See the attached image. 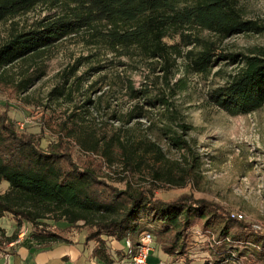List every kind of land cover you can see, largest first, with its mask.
Segmentation results:
<instances>
[{"label": "trees", "instance_id": "trees-1", "mask_svg": "<svg viewBox=\"0 0 264 264\" xmlns=\"http://www.w3.org/2000/svg\"><path fill=\"white\" fill-rule=\"evenodd\" d=\"M41 5L48 10L42 19L8 32L0 45V68L80 35L106 55L143 62L152 74L162 72L153 77L154 84L143 81L136 87L128 78L125 85L131 101L150 109L171 111L169 98L186 88L170 82L179 60L190 72L203 75H210L225 60L241 63L223 85L210 92V103L233 116L264 107V47L249 54H227L218 42L263 30L256 21L244 18L237 0H0V22ZM159 84L165 86L168 96L157 93ZM133 109L139 111L140 118L144 116L138 104ZM170 118L177 115L170 114ZM4 122L0 115V182L9 184L8 191L0 195V219L11 214L30 223L32 238L40 246L71 243L65 236L67 228L50 229L42 221L50 218L70 226L83 222L88 231L86 244L97 242L92 255L108 264L113 263L108 241L136 242L145 231L156 237L164 253L175 256L171 264H191L187 241L193 227L216 233L210 247L216 261L264 254V229L253 228L216 204L185 195L166 200L157 197L154 188L134 189L130 183L124 190L116 189L104 182L97 170L76 165L65 153L42 150L36 140L19 135ZM169 137L172 145L191 151L182 135ZM122 148L126 165L133 171L131 155L135 149L126 143ZM148 152L163 156L155 143ZM191 175L185 171L181 179L188 182ZM15 238V233L8 236L6 243Z\"/></svg>", "mask_w": 264, "mask_h": 264}, {"label": "rangeland", "instance_id": "rangeland-1", "mask_svg": "<svg viewBox=\"0 0 264 264\" xmlns=\"http://www.w3.org/2000/svg\"><path fill=\"white\" fill-rule=\"evenodd\" d=\"M237 3L244 18L256 21L263 30L218 42L224 53L249 54L257 47H264V0H237ZM47 13L46 6L41 5L0 22V45L12 27H30ZM227 61L210 75H203L190 72L179 60L170 82L185 84L186 88L169 98L173 103L171 111L161 107L150 109L131 101L125 85L128 78L136 87L143 81L153 83V77L162 75L161 71L152 74L151 67L143 62L106 55L80 35L67 37L41 54L0 68V115L5 118L6 126L12 125L19 135L36 140L42 150L65 153L76 165L97 170L100 178L116 189L124 190L130 183L134 189L154 188L156 196L166 200L183 195L203 199L262 230L264 107L233 116L210 103V92L242 66ZM158 86V94L169 95L165 86ZM137 104L143 109L142 118L139 111H132ZM170 114L177 118H170ZM174 134L182 135L191 151L172 145L169 136ZM123 143L135 149L131 155L133 171L126 165ZM152 143L161 148L162 157L148 152ZM185 171L192 174L188 182L181 179ZM8 187L7 182H0V195ZM42 221L50 229L67 228L66 237L79 238L82 247L86 246L88 231L83 222L70 226L64 220ZM32 229L30 223L20 222L11 214L1 218L0 259H9L14 254L6 243L8 233L14 232L15 240L20 238L18 247L29 242L38 248ZM215 234L210 229L192 228L187 241L191 259L188 262L264 264V254L244 260L239 257V260L216 261L210 249ZM154 238L158 248L150 256L158 263L161 261L159 264H171L175 256L164 253ZM89 244L95 247L97 242ZM108 246L114 264H130L123 241H108ZM118 250L126 256L124 259L118 256Z\"/></svg>", "mask_w": 264, "mask_h": 264}, {"label": "crops", "instance_id": "crops-1", "mask_svg": "<svg viewBox=\"0 0 264 264\" xmlns=\"http://www.w3.org/2000/svg\"><path fill=\"white\" fill-rule=\"evenodd\" d=\"M12 234L14 232L8 233L7 236ZM19 242L20 238L7 244L14 254L9 259L7 257H5L6 260L0 259L1 262H4L3 264H108L92 255L94 247H91L89 243L82 247L79 238L72 239L71 243L60 242L49 247L38 245V248L29 242L18 247ZM148 262L149 264H159L161 261L158 263L157 259L150 256Z\"/></svg>", "mask_w": 264, "mask_h": 264}, {"label": "built area", "instance_id": "built-area-1", "mask_svg": "<svg viewBox=\"0 0 264 264\" xmlns=\"http://www.w3.org/2000/svg\"><path fill=\"white\" fill-rule=\"evenodd\" d=\"M124 243V250L130 264H149L148 258L158 248L155 245L154 235L148 231L141 233L136 242L126 239Z\"/></svg>", "mask_w": 264, "mask_h": 264}]
</instances>
